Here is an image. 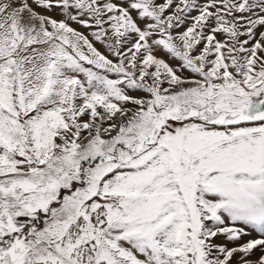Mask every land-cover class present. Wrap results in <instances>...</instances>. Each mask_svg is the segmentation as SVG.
<instances>
[{
  "label": "snow or ice",
  "instance_id": "obj_1",
  "mask_svg": "<svg viewBox=\"0 0 264 264\" xmlns=\"http://www.w3.org/2000/svg\"><path fill=\"white\" fill-rule=\"evenodd\" d=\"M0 264H264V0H0Z\"/></svg>",
  "mask_w": 264,
  "mask_h": 264
}]
</instances>
